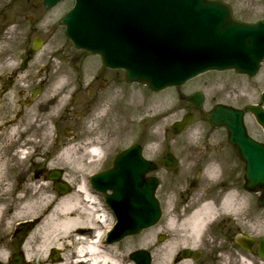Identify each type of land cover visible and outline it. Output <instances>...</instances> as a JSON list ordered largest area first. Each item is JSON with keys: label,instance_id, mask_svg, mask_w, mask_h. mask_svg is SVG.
Listing matches in <instances>:
<instances>
[{"label": "water", "instance_id": "water-1", "mask_svg": "<svg viewBox=\"0 0 264 264\" xmlns=\"http://www.w3.org/2000/svg\"><path fill=\"white\" fill-rule=\"evenodd\" d=\"M57 1L45 0V4L50 7ZM62 21L78 48L101 55L105 65L125 68L128 82L146 83L154 91L168 86L179 88L208 69L234 68L253 76L264 59V21L238 20L222 0H76ZM187 100L203 109V94H193ZM246 110L264 126L262 105L250 104ZM243 114L242 110L218 104L207 117L214 125L229 129L230 142L246 161V187L262 189L260 202L264 205V147L247 134ZM190 119L188 115L176 122L174 131ZM135 148L136 153L133 148L120 153L113 170L94 179L96 188L114 192L107 196L118 218L110 242L152 226L161 216L155 197L157 182L143 178L149 163L143 159L140 146ZM58 176L52 175L56 179ZM67 188L58 183L60 193ZM30 224H22L18 231L25 233ZM250 243L247 241L245 247L250 249ZM259 255L264 257V237ZM132 257L137 264L151 261L145 250L134 252ZM14 262L23 264L20 256H15Z\"/></svg>", "mask_w": 264, "mask_h": 264}, {"label": "flooded vegetation", "instance_id": "flooded-vegetation-1", "mask_svg": "<svg viewBox=\"0 0 264 264\" xmlns=\"http://www.w3.org/2000/svg\"><path fill=\"white\" fill-rule=\"evenodd\" d=\"M68 9L65 1L47 9L43 0H0V135L15 142L6 148V154L20 148L25 139L38 134L50 137L52 146L60 148L67 142L61 139L62 135L75 134L73 127L70 128L72 119L74 123H78L76 117L83 119L80 126L87 131L88 125L108 113L111 84L118 82L117 69L94 65L87 72L84 70L87 53L72 46L61 23ZM13 127L16 136L10 134ZM189 130L184 129V132L189 133ZM87 137L88 134L83 137L85 142ZM196 137L193 139L187 134L174 136L177 155L166 145L153 159L144 150L145 156L158 164L157 169L146 176L158 179V198L162 206L164 201L172 199L170 211L175 215L191 213L205 202L213 205L218 218L212 225L228 245L239 252L236 237L246 231L236 216H222L221 213H236L240 197L247 192L244 187L245 163L229 143L226 129H202ZM257 139L264 143L262 129ZM109 142L105 146L111 149ZM168 149L179 161L175 168L161 165ZM50 151H40L47 154L46 166L42 167L44 176H47V159L53 155ZM32 157L28 159L31 160L30 167L28 170L25 167L24 174H19L22 168H17L18 181L34 173L38 177ZM112 157L111 152L105 151L98 169L109 168ZM14 161L11 163H16ZM181 165L185 169H180ZM63 172L68 174L65 170ZM88 179L82 177L81 180L88 182ZM229 195L233 196L231 202L228 201ZM250 195L253 198L258 196ZM227 204L233 206L227 208ZM217 208L224 209L218 211ZM241 209H245V203L241 204ZM257 243L256 240L254 247ZM203 254L200 252L199 259ZM207 257L210 264H218L216 250L210 248Z\"/></svg>", "mask_w": 264, "mask_h": 264}, {"label": "rangeland", "instance_id": "rangeland-1", "mask_svg": "<svg viewBox=\"0 0 264 264\" xmlns=\"http://www.w3.org/2000/svg\"><path fill=\"white\" fill-rule=\"evenodd\" d=\"M225 1L232 6L235 15L238 18L247 21H254L262 17L264 19V0ZM68 3H73V0H69ZM72 64H74L73 61ZM96 64H101L100 58L87 53L83 63L84 70L87 72L90 67ZM117 74L118 82L111 84L112 99L110 100V108L108 113L96 119L95 123L88 125L87 131H84V129L80 126L84 123L83 119L76 117V119H78V123H74V119H72L70 128L73 127L75 134L70 132L69 134L66 133L61 137V139H64L66 142L68 135H70L73 141H75L71 144L74 145L73 153L78 155L77 157H79V159L83 160L82 166L80 165L82 162L75 164L72 162L74 160L70 161L69 164H64V161L61 159L57 160V164L67 165V167H64L66 169L65 172H68V177L74 180L71 185V190L75 187L74 183L80 182L82 179V176L85 172L84 170L91 166V164L94 162H90L93 158L89 152H87V149H85L86 142L83 138L84 135L86 136L88 134L89 142L87 145H91L92 143L102 145L103 150L105 149L104 147L107 141H112L109 144L116 147L117 150H121L133 143H140L144 146V150L153 159L155 154L160 149H164L167 146H170L176 155L178 154L176 144H174L175 140H173L174 136L178 135H174L171 132V125L174 121L181 119L185 114L190 112L194 114L190 125H188L185 130L188 131L190 127L194 125L200 126L201 129H210L209 121L198 110L193 108L191 104L181 99L176 88H167L159 92H154L145 85L127 83L124 79V71L121 69H117ZM263 88L264 67L258 77H253L251 79L229 71L206 72L205 74H202L194 80L192 79L184 84L182 86V92L183 94H190L197 89L202 90L205 95L204 108L206 110H210L217 102L232 104L238 107H243L247 103H255L258 101L259 92ZM134 104H139L141 105L140 108H142L141 113L136 117H134L131 111V108ZM74 108L77 109L76 106H74ZM246 125L248 127L249 133L252 136L259 137L261 129L252 115L248 114L246 116ZM166 129H169L170 133H165ZM180 134L190 135V137L193 139L197 138V134L194 136L188 132H184V130ZM36 136L37 135H34L32 138H36ZM37 137L43 139L42 143L44 146H48L52 149L50 154L52 151L53 154L54 152L58 151L57 149L59 147L52 146L50 137L46 138L45 136H39V134ZM11 143L15 142L10 141L9 137H0V156L6 154V148L9 147ZM37 145L38 143H35L33 148L34 156L32 158L35 160L33 162H36V164H33V167H37L38 170H41L42 167L46 166L45 158L47 154L39 152L37 150ZM165 145L166 147H164ZM16 160L18 161L17 158ZM29 161L26 165L27 170L28 167H30L28 165ZM57 164L52 166L50 169L61 167L57 166ZM181 168L185 169L183 165L180 166V169ZM18 169L20 168L18 167ZM92 170H95V167H92ZM44 172L45 170L41 171L40 175ZM244 193L246 194L241 196L238 202V210L232 215L237 217V221L245 229L248 236H262L264 235V206H260L257 203V199L254 200L250 193ZM99 199L103 201L101 197ZM171 201L172 199L163 202L164 215L160 221V224H158L156 227L146 229L140 234L129 235L121 241L114 242V245L120 246L124 249V253L126 254V258L130 264L131 261L133 264H135L130 258V254L138 249H146L148 252H150L151 264H164L162 253L164 255L168 253L171 246L169 242L171 236L168 227L169 218L174 216L176 219L180 218L179 215H175L172 211H170L172 208ZM242 203L247 204L244 210L241 209ZM232 206L227 204L226 207L228 208ZM221 209L224 208H217L216 210L219 211ZM103 210L110 216L108 223L111 227L116 221L115 215L111 211H107L105 208H103ZM182 213L186 214L185 212ZM105 227L106 225H102L103 229ZM213 228L214 232L212 231L210 233L213 235L212 237H210V234L209 236L205 235L204 237L197 239V241H194L192 244V252L194 254L196 251L204 252L203 257H201L199 260L192 257L194 259H192L194 264H201L203 261L207 262V256L210 254V248L216 250L218 264H239V254L234 248L228 245L224 238L220 236L217 228L214 225ZM161 235L165 236L164 240L162 241L159 240ZM146 237L151 240L150 244L144 243L147 239ZM174 238H177V236H174ZM182 249L183 247L180 246L178 251H176L178 253L180 252L179 256H181ZM21 250L22 249L18 247L16 248L15 252H18L20 255H24V251ZM160 250H162V252ZM245 255L247 258L254 260L257 264H264L258 261V256L254 249L251 252L245 251ZM8 260V264H13L11 258Z\"/></svg>", "mask_w": 264, "mask_h": 264}, {"label": "bare ground", "instance_id": "bare-ground-1", "mask_svg": "<svg viewBox=\"0 0 264 264\" xmlns=\"http://www.w3.org/2000/svg\"><path fill=\"white\" fill-rule=\"evenodd\" d=\"M140 106H132L134 117L141 113ZM202 129L194 125L190 127L189 133L196 136ZM14 131L13 127L10 134L16 136ZM42 140L30 136L20 143V148L0 156V260L9 261L16 248L20 247L25 253L27 264H130L123 248L105 241L110 216L84 182H78L72 191L60 195L53 181L44 175H30L21 181L17 180V164L22 168L19 174H24L27 160L34 155L35 143H38L39 152L51 150L43 145ZM71 144L61 146L49 156L47 166L56 165L58 159L63 160L64 164L72 160L75 164L81 163L83 160L73 153L74 145ZM87 152L95 158L101 155L102 149L90 145ZM13 159L16 163H11ZM57 166L67 167L63 164ZM68 180L72 181L69 177ZM232 199L233 196L229 195L228 201ZM215 212V207L205 202L191 213H181L178 219L175 216L169 218L171 246L168 253H162L164 264H194V259L189 256L177 260L176 251L180 246L192 248L194 241L205 234ZM24 219L33 222L32 229L27 234L14 235L16 226L26 221ZM102 225H106L105 229ZM144 243L150 244L151 240L147 238ZM55 252L58 254L57 259H53ZM239 264L255 263L246 255H241Z\"/></svg>", "mask_w": 264, "mask_h": 264}]
</instances>
